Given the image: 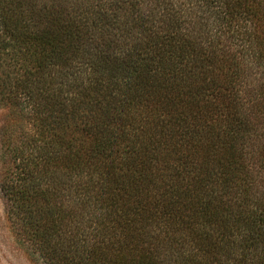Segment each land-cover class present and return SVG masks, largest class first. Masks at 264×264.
I'll use <instances>...</instances> for the list:
<instances>
[{
  "label": "trees",
  "instance_id": "16d2710c",
  "mask_svg": "<svg viewBox=\"0 0 264 264\" xmlns=\"http://www.w3.org/2000/svg\"><path fill=\"white\" fill-rule=\"evenodd\" d=\"M1 190L36 264H264V0H0Z\"/></svg>",
  "mask_w": 264,
  "mask_h": 264
},
{
  "label": "rangeland",
  "instance_id": "374dc122",
  "mask_svg": "<svg viewBox=\"0 0 264 264\" xmlns=\"http://www.w3.org/2000/svg\"><path fill=\"white\" fill-rule=\"evenodd\" d=\"M8 111L0 106V132L6 119ZM1 136H0V181L2 173V154H1ZM9 204L0 184V264H36L31 261L27 251L18 244L15 236L10 230V224L7 221Z\"/></svg>",
  "mask_w": 264,
  "mask_h": 264
}]
</instances>
